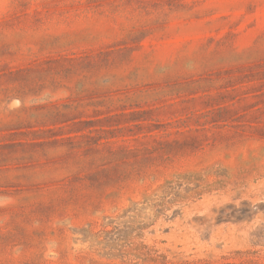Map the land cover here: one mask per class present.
Masks as SVG:
<instances>
[{"label":"rangeland","instance_id":"374dc122","mask_svg":"<svg viewBox=\"0 0 264 264\" xmlns=\"http://www.w3.org/2000/svg\"><path fill=\"white\" fill-rule=\"evenodd\" d=\"M0 264H264V0H0Z\"/></svg>","mask_w":264,"mask_h":264}]
</instances>
